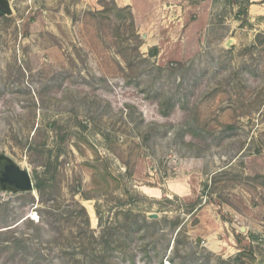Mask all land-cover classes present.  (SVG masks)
I'll list each match as a JSON object with an SVG mask.
<instances>
[{
    "label": "rangeland",
    "instance_id": "rangeland-1",
    "mask_svg": "<svg viewBox=\"0 0 264 264\" xmlns=\"http://www.w3.org/2000/svg\"><path fill=\"white\" fill-rule=\"evenodd\" d=\"M5 1L0 264H264V0Z\"/></svg>",
    "mask_w": 264,
    "mask_h": 264
},
{
    "label": "water",
    "instance_id": "water-1",
    "mask_svg": "<svg viewBox=\"0 0 264 264\" xmlns=\"http://www.w3.org/2000/svg\"><path fill=\"white\" fill-rule=\"evenodd\" d=\"M5 11H9L7 1L0 0ZM33 182L28 171L22 169L11 158L0 153V192L12 194L33 192Z\"/></svg>",
    "mask_w": 264,
    "mask_h": 264
},
{
    "label": "trees",
    "instance_id": "trees-1",
    "mask_svg": "<svg viewBox=\"0 0 264 264\" xmlns=\"http://www.w3.org/2000/svg\"><path fill=\"white\" fill-rule=\"evenodd\" d=\"M46 174V173H45ZM54 180V178L52 177L50 181ZM34 181H35V184H34V189H36L37 191H39L40 193H43L45 192L47 186H48V183H49V180L46 179V177L42 175V177L38 176V174H35L34 176ZM196 205V204H195ZM80 213H83L85 214V211L83 209H81ZM98 213V211H97ZM87 218V217H86ZM88 225V224H87Z\"/></svg>",
    "mask_w": 264,
    "mask_h": 264
},
{
    "label": "flooded vegetation",
    "instance_id": "flooded-vegetation-1",
    "mask_svg": "<svg viewBox=\"0 0 264 264\" xmlns=\"http://www.w3.org/2000/svg\"><path fill=\"white\" fill-rule=\"evenodd\" d=\"M7 156V155H6ZM10 158V157H9ZM14 161V160H13ZM15 162V161H14ZM16 163V162H15ZM17 164V163H16ZM18 165V164H17ZM23 169V168H22ZM29 173V172H28ZM30 175V174H29ZM31 180H32V178H31ZM33 182V181H32ZM4 193H8V192H4ZM10 194H12V193H10ZM17 194H19V193H17Z\"/></svg>",
    "mask_w": 264,
    "mask_h": 264
}]
</instances>
